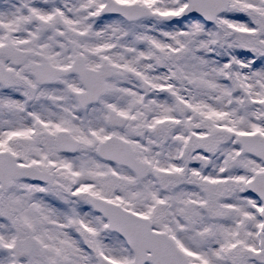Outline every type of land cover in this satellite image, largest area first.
Returning <instances> with one entry per match:
<instances>
[{
  "label": "snow or ice",
  "instance_id": "6c2138e0",
  "mask_svg": "<svg viewBox=\"0 0 264 264\" xmlns=\"http://www.w3.org/2000/svg\"><path fill=\"white\" fill-rule=\"evenodd\" d=\"M0 264H264V0H0Z\"/></svg>",
  "mask_w": 264,
  "mask_h": 264
}]
</instances>
